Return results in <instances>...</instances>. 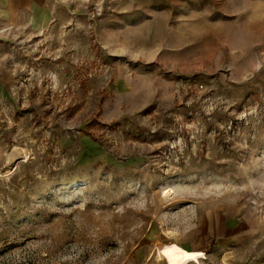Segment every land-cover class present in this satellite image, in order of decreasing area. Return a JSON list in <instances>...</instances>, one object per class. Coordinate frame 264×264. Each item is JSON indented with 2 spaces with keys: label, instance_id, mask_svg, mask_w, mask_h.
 <instances>
[{
  "label": "rangeland",
  "instance_id": "rangeland-1",
  "mask_svg": "<svg viewBox=\"0 0 264 264\" xmlns=\"http://www.w3.org/2000/svg\"><path fill=\"white\" fill-rule=\"evenodd\" d=\"M35 2L0 13V264H264V0Z\"/></svg>",
  "mask_w": 264,
  "mask_h": 264
},
{
  "label": "crops",
  "instance_id": "crops-1",
  "mask_svg": "<svg viewBox=\"0 0 264 264\" xmlns=\"http://www.w3.org/2000/svg\"><path fill=\"white\" fill-rule=\"evenodd\" d=\"M35 3V0H0V13H6L7 19H17L21 12L34 11Z\"/></svg>",
  "mask_w": 264,
  "mask_h": 264
}]
</instances>
